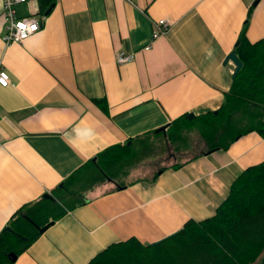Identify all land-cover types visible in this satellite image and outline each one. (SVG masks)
<instances>
[{"label":"crops","instance_id":"crops-1","mask_svg":"<svg viewBox=\"0 0 264 264\" xmlns=\"http://www.w3.org/2000/svg\"><path fill=\"white\" fill-rule=\"evenodd\" d=\"M16 12L39 14L42 24L4 43L0 0V60L10 78L0 85V231L107 146L217 109L235 68L225 57L249 12L247 39L264 37V0H29ZM160 17L169 27L150 40ZM119 50L132 59L117 63ZM146 150L92 184L12 264H86L112 241L154 242L214 214L235 176L264 159V137L249 131L196 156Z\"/></svg>","mask_w":264,"mask_h":264},{"label":"trees","instance_id":"trees-1","mask_svg":"<svg viewBox=\"0 0 264 264\" xmlns=\"http://www.w3.org/2000/svg\"><path fill=\"white\" fill-rule=\"evenodd\" d=\"M249 14L235 45L242 65L222 104L191 117L184 113L169 123L166 132L149 131L107 146L55 186L51 197L41 195L22 205L10 216L9 229L0 231V264H12L9 251L20 253L54 220L84 202L92 184L115 177L132 161L138 163L147 156V148L166 145L180 150L190 145L191 131L198 135L194 144L198 152L192 156L225 149L249 131L264 137V37L247 39ZM86 264H264V159L235 176L214 214L189 218L154 242L143 243L135 236L112 241Z\"/></svg>","mask_w":264,"mask_h":264},{"label":"built area","instance_id":"built-area-1","mask_svg":"<svg viewBox=\"0 0 264 264\" xmlns=\"http://www.w3.org/2000/svg\"><path fill=\"white\" fill-rule=\"evenodd\" d=\"M2 16L5 20L4 30L1 35L4 43L21 42L27 36L37 31L41 24V17L37 14H17L16 4L26 2L27 0H1ZM23 25V27H21ZM169 27V21L163 17L155 19L154 28L151 31V39L159 37ZM150 47V42L144 45V48ZM131 51L119 50L115 58L118 63L126 62L132 59ZM10 83L7 71L0 60V85L5 86Z\"/></svg>","mask_w":264,"mask_h":264},{"label":"water","instance_id":"water-1","mask_svg":"<svg viewBox=\"0 0 264 264\" xmlns=\"http://www.w3.org/2000/svg\"><path fill=\"white\" fill-rule=\"evenodd\" d=\"M53 5V3H51L50 5H49V7L46 9V11L45 12H48L49 10H50V8H51V6ZM227 60H231L233 63H234V65H235V68H234V70H233V73H232V76H234L236 73H237V71L239 70V68L241 67V65H242V61H241V59L239 58V56L237 55V53H236V51L235 50H231L227 55H226V57H225V61H227ZM193 114L192 113H188V116L190 117V116H192ZM165 128H166V125H161L160 127H158L156 130H165ZM94 159V158H93ZM43 195L44 196H46V197H51L52 195H51V193H49V192H45V193H43ZM48 226V224H46V225H44V226H42V227H40V229H45L46 227ZM2 229H9V226L8 225H5ZM7 257L11 260V261H13L14 259H15V257H16V254L13 252V251H9L8 253H7Z\"/></svg>","mask_w":264,"mask_h":264},{"label":"rangeland","instance_id":"rangeland-1","mask_svg":"<svg viewBox=\"0 0 264 264\" xmlns=\"http://www.w3.org/2000/svg\"><path fill=\"white\" fill-rule=\"evenodd\" d=\"M188 136H189L188 138L191 140V143H190V145L185 146L180 150H176V153H177V155H179V157L191 154L195 150L194 144L196 143V141L198 139V135L194 131H191ZM167 153H170V151H168ZM153 159L154 158H151L150 160H153ZM166 159H167V161H171L173 159V157L169 156ZM153 164L158 166L159 165L158 160L154 161Z\"/></svg>","mask_w":264,"mask_h":264},{"label":"bare ground","instance_id":"bare-ground-1","mask_svg":"<svg viewBox=\"0 0 264 264\" xmlns=\"http://www.w3.org/2000/svg\"><path fill=\"white\" fill-rule=\"evenodd\" d=\"M27 1H29V0H27ZM27 1H26V2H27ZM22 3H25V2H22ZM18 4H20V3H17L16 6H17ZM30 14H36V13H30ZM37 15L40 16L39 14H37ZM115 55H116V54H115ZM115 59H116V58H115ZM116 62H117V61H116ZM117 63H118V62H117Z\"/></svg>","mask_w":264,"mask_h":264},{"label":"snow or ice","instance_id":"snow-or-ice-1","mask_svg":"<svg viewBox=\"0 0 264 264\" xmlns=\"http://www.w3.org/2000/svg\"><path fill=\"white\" fill-rule=\"evenodd\" d=\"M21 27H23V25H21Z\"/></svg>","mask_w":264,"mask_h":264}]
</instances>
